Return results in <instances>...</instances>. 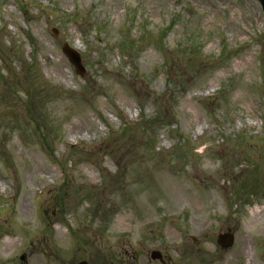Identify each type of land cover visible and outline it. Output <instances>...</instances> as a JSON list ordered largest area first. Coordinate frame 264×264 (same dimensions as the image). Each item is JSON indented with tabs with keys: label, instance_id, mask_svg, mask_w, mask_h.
<instances>
[{
	"label": "rangeland",
	"instance_id": "374dc122",
	"mask_svg": "<svg viewBox=\"0 0 264 264\" xmlns=\"http://www.w3.org/2000/svg\"><path fill=\"white\" fill-rule=\"evenodd\" d=\"M0 55V264H264L258 0H0Z\"/></svg>",
	"mask_w": 264,
	"mask_h": 264
},
{
	"label": "water",
	"instance_id": "95a60500",
	"mask_svg": "<svg viewBox=\"0 0 264 264\" xmlns=\"http://www.w3.org/2000/svg\"><path fill=\"white\" fill-rule=\"evenodd\" d=\"M259 2L264 12V0H259ZM54 32L57 33L55 30ZM61 50L63 54L67 56L68 60L74 65L76 73L82 75L84 72V68L81 64V59L79 54L73 48H70L66 43L62 45ZM217 244L220 246L222 250L230 248L233 244V234H231L229 231L225 233H220L217 237ZM151 258L160 259L159 252L157 251L151 252ZM77 264H87V263L85 261H81Z\"/></svg>",
	"mask_w": 264,
	"mask_h": 264
},
{
	"label": "bare ground",
	"instance_id": "6f19581e",
	"mask_svg": "<svg viewBox=\"0 0 264 264\" xmlns=\"http://www.w3.org/2000/svg\"><path fill=\"white\" fill-rule=\"evenodd\" d=\"M1 185V184H0ZM29 194H27L26 192L22 193V195H20V198H19V203H18V214L19 215H23V217L25 216L26 217V213H27V204H26V200H27V196ZM2 247L5 248V246L9 245L10 244V241L5 239L3 242H2Z\"/></svg>",
	"mask_w": 264,
	"mask_h": 264
},
{
	"label": "trees",
	"instance_id": "16d2710c",
	"mask_svg": "<svg viewBox=\"0 0 264 264\" xmlns=\"http://www.w3.org/2000/svg\"><path fill=\"white\" fill-rule=\"evenodd\" d=\"M27 38H28V40H29V42H31V44H32V38H30V36L28 35L27 36ZM30 44V43H29ZM5 62V58L3 57V56H1L0 55V64H3ZM33 63V58L31 57V63L29 64V65H31ZM29 68H31V67H29ZM0 71H2V72H4L2 69L0 70ZM31 91H32V88L31 89H29V95L31 96ZM26 92V91H25ZM33 95V94H32ZM33 97H34V95H33ZM33 100V99H32Z\"/></svg>",
	"mask_w": 264,
	"mask_h": 264
},
{
	"label": "flooded vegetation",
	"instance_id": "af4514ba",
	"mask_svg": "<svg viewBox=\"0 0 264 264\" xmlns=\"http://www.w3.org/2000/svg\"><path fill=\"white\" fill-rule=\"evenodd\" d=\"M25 259H26V258H24V256H21V257H20V260H25Z\"/></svg>",
	"mask_w": 264,
	"mask_h": 264
}]
</instances>
